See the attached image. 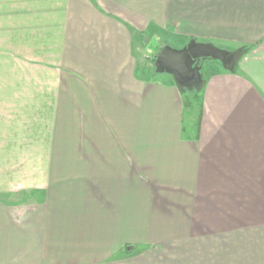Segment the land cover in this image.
<instances>
[{
  "label": "crops",
  "instance_id": "crops-1",
  "mask_svg": "<svg viewBox=\"0 0 264 264\" xmlns=\"http://www.w3.org/2000/svg\"><path fill=\"white\" fill-rule=\"evenodd\" d=\"M154 38L237 56L192 124ZM0 264H264V0H0Z\"/></svg>",
  "mask_w": 264,
  "mask_h": 264
},
{
  "label": "water",
  "instance_id": "water-1",
  "mask_svg": "<svg viewBox=\"0 0 264 264\" xmlns=\"http://www.w3.org/2000/svg\"><path fill=\"white\" fill-rule=\"evenodd\" d=\"M214 59L223 64L231 62L230 53L211 43L191 40L182 48L165 45L155 59V69L159 74L172 75L178 85L190 88L202 82L201 66L197 61Z\"/></svg>",
  "mask_w": 264,
  "mask_h": 264
},
{
  "label": "rangeland",
  "instance_id": "rangeland-1",
  "mask_svg": "<svg viewBox=\"0 0 264 264\" xmlns=\"http://www.w3.org/2000/svg\"><path fill=\"white\" fill-rule=\"evenodd\" d=\"M150 42H152L151 45L156 43V46L153 47L152 45L151 47L149 45L147 49L143 50L142 57H141V71L145 70L146 72H149V64H150L152 67V74L154 73V75H156V72H153L155 71V63L153 61V58L156 57V54H158L161 47L165 45H169V44L166 39H161V38L151 39ZM170 46L174 48H182L179 45H177V43L176 44L171 43ZM230 56H231V62L228 64H223L221 61L214 60V59L203 60L201 64V67L203 68L201 70L202 82L190 88L181 86L183 89V93L185 94V99L188 101L190 105V107H188V113H186V117H185L186 124H192L194 123L196 119L198 106L200 103L199 96L201 95L202 90H203V85H204L203 80H205V76H207L209 72H212L215 70H220V71L231 70L233 68V61H235V58L237 56L233 54H230ZM144 251H147V249L146 248L142 249L139 252L142 253Z\"/></svg>",
  "mask_w": 264,
  "mask_h": 264
},
{
  "label": "trees",
  "instance_id": "trees-1",
  "mask_svg": "<svg viewBox=\"0 0 264 264\" xmlns=\"http://www.w3.org/2000/svg\"><path fill=\"white\" fill-rule=\"evenodd\" d=\"M163 47H161L160 48V50L162 49ZM159 50V51H160ZM159 53V52H158ZM157 55L158 54H156V57H157ZM234 55V54H233ZM156 57L155 58H153V61H154V63H155V59H156ZM155 71H156V69H155ZM204 82H205V80H203ZM181 87V86H180ZM182 88V87H181ZM203 88H204V85H203ZM183 90V89H182ZM203 91V90H202ZM201 98H202V93H201V95L199 96V100L201 101ZM185 106L188 108V107H190V105H189V103H188V101L185 99Z\"/></svg>",
  "mask_w": 264,
  "mask_h": 264
},
{
  "label": "flooded vegetation",
  "instance_id": "flooded-vegetation-1",
  "mask_svg": "<svg viewBox=\"0 0 264 264\" xmlns=\"http://www.w3.org/2000/svg\"><path fill=\"white\" fill-rule=\"evenodd\" d=\"M202 61H203V60H201V61H197V65H198V66H201Z\"/></svg>",
  "mask_w": 264,
  "mask_h": 264
}]
</instances>
